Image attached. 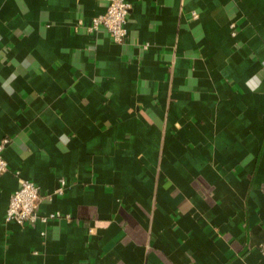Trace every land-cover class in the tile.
<instances>
[{
	"label": "crops",
	"instance_id": "0c3cea01",
	"mask_svg": "<svg viewBox=\"0 0 264 264\" xmlns=\"http://www.w3.org/2000/svg\"><path fill=\"white\" fill-rule=\"evenodd\" d=\"M128 1L0 0V264H264V0Z\"/></svg>",
	"mask_w": 264,
	"mask_h": 264
},
{
	"label": "built area",
	"instance_id": "2783aa9c",
	"mask_svg": "<svg viewBox=\"0 0 264 264\" xmlns=\"http://www.w3.org/2000/svg\"><path fill=\"white\" fill-rule=\"evenodd\" d=\"M108 4L104 12L95 15L89 22H84L80 19L79 24L85 27L87 31L105 30L111 34L114 40L121 42L127 35L126 23L131 10V3L128 0H107ZM196 17L197 13L193 12ZM9 142L8 138H4L0 142V174L9 169L8 161L4 157L3 150ZM65 181L62 180V185L57 192L61 193L64 190ZM44 198L39 185L35 182L24 179L20 182L19 187L12 193L5 218L8 221H15L19 224H31L38 220L47 222L51 219L65 218L69 219V214H63L59 211L50 214L42 215L39 212V206ZM264 253V244L260 246Z\"/></svg>",
	"mask_w": 264,
	"mask_h": 264
}]
</instances>
